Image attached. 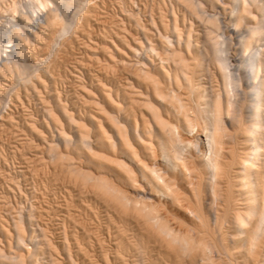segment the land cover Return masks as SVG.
<instances>
[{"label": "bare ground", "instance_id": "1", "mask_svg": "<svg viewBox=\"0 0 264 264\" xmlns=\"http://www.w3.org/2000/svg\"><path fill=\"white\" fill-rule=\"evenodd\" d=\"M115 1L106 30L97 1L0 0V106L48 89L46 61L72 36H90L98 68L78 71L84 111L51 96L44 124L27 123L45 144L42 192L0 219V264H264V0H174L193 21L168 9L147 26L137 2ZM46 164L69 179L54 182L57 209Z\"/></svg>", "mask_w": 264, "mask_h": 264}, {"label": "rangeland", "instance_id": "2", "mask_svg": "<svg viewBox=\"0 0 264 264\" xmlns=\"http://www.w3.org/2000/svg\"><path fill=\"white\" fill-rule=\"evenodd\" d=\"M95 1H97V5L98 6H100V10H101V14H103V16L101 17L102 19L101 20H104V24H107V26H106V30L107 29H112L111 27V24H110V22H112L113 20H114V18H116V17H114V16H117V18L115 19V21L117 20H119V18L121 17V11H120V6H119V4L114 0H93V2H94V4H96V2ZM111 1V2H110ZM135 2H137V3H134V4H131L130 6L133 8V10L135 11V13L137 14V12H139L138 13V15H139V17L142 19V21H141V23L142 24H144V25H146L147 26V23H149L148 21H149V19H148V17H150L149 15L150 14H152V15H154V16H157V15H159L160 14V12L162 11L163 13H166V11H168V9H169V11H171L170 13H175V14H177L178 15V17H182V16H184L183 17V19L185 20V22H189L190 21V19L191 18H189L188 16V14H186L187 12L185 11V9L183 10V7L181 8V6H179V4L178 3H176L174 0H134ZM141 3H140V2ZM114 2H116V3H114ZM163 4H162V3ZM111 3V4H110ZM118 4V5H117ZM136 4V5H135ZM165 4V5H164ZM103 5V6H102ZM132 5H134V6H132ZM158 5V6H157ZM172 7H171V6ZM176 5V6H175ZM164 6H166V7H164ZM145 7V8H144ZM102 8V9H101ZM165 8H166V10H165ZM139 10V11H138ZM155 10V11H154ZM164 10H165V12H164ZM183 10V11H182ZM137 11V12H136ZM148 11V12H147ZM153 11V12H152ZM158 11H160V12H158ZM140 12H141V14H140ZM184 13V12H186L185 14H182V13ZM120 13V15H118ZM109 14V15H108ZM111 14V15H110ZM156 14V15H155ZM180 14H182V16H180ZM147 15V16H146ZM151 15V16H152ZM185 15H188V16H185ZM106 17L107 18H109V19H106ZM114 17V18H113ZM119 17V18H118ZM186 18H187V20H186ZM111 19H112V21H111ZM141 19H139V20H141ZM188 19H189V21H188ZM106 20V21H105ZM192 20V19H191ZM91 21H92V23H91ZM108 21V22H107ZM110 21V22H109ZM193 21V20H192ZM106 22V23H105ZM144 22V23H143ZM132 23V22H131ZM89 24L90 25H87V30H88V33H90V35L92 36V40L94 39L95 41H97L98 42V40L99 41H101V40H103V34H104V27H96V24H95V22L93 21V18H90L89 19ZM194 24V26L196 27V25L198 24V25H200L199 23H197V22H194L193 23ZM196 24V25H195ZM127 25L130 27V25H131V27H130V29H132L133 31H135L134 33H138V31L139 30H137L136 28H135V25L132 23V24H129V22L127 21ZM197 25V26H198ZM92 26V27H91ZM93 26H94V28H93ZM193 26V27H194ZM91 27V28H90ZM108 27H110V28H108ZM93 28V29H92ZM100 29V31L102 32L103 31V33H101L100 31H99V29ZM103 28V29H102ZM200 28V26H198L197 28H194V30L196 29V31H195V33L196 32H198L197 30ZM92 29V30H91ZM94 29H96V30H94ZM201 29V28H200ZM199 29V30H200ZM91 30V31H90ZM98 30V31H97ZM93 31V32H92ZM97 31L98 33H96V34H98L97 36H96V34H95V32ZM140 32V31H139ZM91 33H93V34H91ZM141 33V32H140ZM95 34V35H94ZM94 35V36H93ZM101 35V36H100ZM70 36V35H69ZM72 36V35H71ZM96 36V37H95ZM98 37V38H97ZM72 38V40L71 41H73L72 42V44H70V43H67L66 45L67 46H58L59 48H60V50H58L59 48L56 46V50H57V55H56V57H54L53 58V61L51 60L50 62L48 61H46V64H49V63H51V64H49V65H47L49 68H50V71L52 72V74H55V75H53V77H54V80L51 82V84H52V87H50L51 86V84L49 85V87H48V89L47 88H43V90H42V88H39L40 89V91H39V95L38 94H36L35 92L33 93V92H31V94L29 95V97H27L28 98V100H25L24 101V106H21V105H17V107H15V106H9V108H5L4 106H0V175H3V176H0V219H3V220H5L4 218H7V216H8V211H9V209L11 208H15V209H20L21 207H27V206H29L33 201L35 202V200H36V197H38L39 196V194H41L40 192H42V186H41V182H40V180L39 179H37V175H35V173L34 172H37V170H38V168H39V170H40V167L42 166V164H43V162H42V164L39 162V161H43V160H47V156L45 155V144H44V142L42 143V141H39L38 139H37V141H35L36 139H34V138H36L35 137V135H33V133H32V131L30 130V129H28V124L27 123H29V121H32V119H35V121L33 120L32 122H35L36 123V126L37 127H40V123H42V124H44V110H45V108L47 107V105H51V107L53 106L54 107V102H53V97H51V96H54L55 98H59V97H61L60 99H62L61 100V102H62V104L63 105H65V104H67V106H70L71 108H72V106H73V108L74 107H76L75 109H77L79 112H82L81 110H85V106L83 107V105H84V101L82 100L83 98L82 97H80L82 94H81V90H79V88H80V86H79V83L78 82H80L81 81V79L79 78H77L78 76L80 77L81 76V74L83 73H89L90 75H93L94 76V79L95 80H97L96 79V76H95V74L97 75V73H96V69H98V68H95V67H97V65H96V63L94 64V63H91L90 61L88 62V60H89V52H88V50L85 48V46H84V43H85V41H86V43H89V41L88 40H90V36H86V38L84 39V41H83V43L82 42H77L76 41V38L74 37V36H72L71 37ZM88 38V39H87ZM96 38V39H95ZM107 38V37H106ZM91 40V41H92ZM93 40V41H94ZM82 43V44H81ZM72 45V46H71ZM78 45V46H77ZM63 47V48H62ZM68 47H69V49H68ZM82 47H84V48H82ZM42 48H44L43 46H41V50H38V51H41V53H43L42 51H44V49H42ZM62 48V49H61ZM66 48V49H65ZM71 49V50H70ZM76 49V50H75ZM84 49V50H83ZM87 50V51H86ZM60 51V52H59ZM61 51H63V52H61ZM65 51H67V52H65ZM69 51H70V53H69ZM80 51V52H79ZM59 52V53H58ZM67 53V54H66ZM60 54H61V56H60ZM68 54H69V56H68ZM86 54H88L87 56H86ZM59 55V56H58ZM65 55V56H64ZM46 56V54L45 53H43V58ZM67 56V57H66ZM75 56V57H74ZM34 57V58H33ZM32 57V61H34V62H36L35 60H37V56L36 55H34ZM61 57V58H60ZM87 57V58H86ZM59 58V59H58ZM55 60V61H54ZM77 61V62H76ZM80 61V62H79ZM82 62V63H81ZM54 63V64H53ZM77 63V64H76ZM81 65H80V64ZM86 65H85V64ZM91 63V64H90ZM58 64V65H57ZM78 64H79V66H78ZM82 64H84L83 66H82ZM94 64V65H93ZM51 65V66H50ZM54 65V66H53ZM56 65V66H55ZM87 65H89V67L87 66ZM72 66V67H71ZM81 66H82V68L83 69H81ZM84 66H85V68H84ZM90 66H91V68L93 69H91L90 68ZM95 66V67H94ZM88 67V68H87ZM57 68V69H56ZM87 68V69H86ZM89 69H91V70H89ZM68 70V71H67ZM86 72H85V71ZM96 70V71H95ZM55 71H56V73H55ZM59 71V72H58ZM81 73H79V72ZM88 71H90V72H88ZM126 72H124V73H121L120 75H118V77H112V74L110 73L109 75H107L108 76V78L110 79V82L111 83H114L116 86H118V85H120V83H121V81H122V83H123V78L126 76ZM59 77H61V75H62V77L61 78H59ZM119 76H121V77H119ZM59 79H58V78ZM75 77V78H74ZM67 78V79H66ZM117 78V79H116ZM88 78L86 77L85 78V82L84 81H82L84 84H88V83H90V81H88L87 80ZM113 79H116V80H114L113 81ZM119 79V80H118ZM80 80V81H79ZM113 82H112V81ZM118 80V81H117ZM78 81V82H77ZM88 81V82H87ZM74 82V83H73ZM87 82V83H86ZM94 83L93 84H96V82L95 81H93ZM118 82V83H117ZM54 83V84H53ZM72 83H73V85H72ZM121 83V84H122ZM77 84V85H76ZM113 84V85H114ZM89 85V84H88ZM88 85H87V87H88ZM114 85V86H115ZM90 86H93V85H91V83H90V85H89V87ZM79 87V88H78ZM53 89L54 91L53 92H51V93H55V94H49L50 93V91H52V90H49V89ZM46 91H45V90ZM76 90V91H75ZM78 90V91H77ZM41 93V94H40ZM48 93V94H47ZM80 93V94H79ZM74 94V95H73ZM32 95V96H31ZM38 95V96H37ZM41 95V96H40ZM67 95V96H66ZM69 95V96H68ZM40 96V98L38 99V97ZM74 96V97H73ZM80 97V98H79ZM45 98V99H44ZM67 98V99H66ZM70 98V99H69ZM78 98V99H77ZM82 98V99H81ZM42 99V100H41ZM52 99V100H51ZM45 102H44V101ZM80 100V101H79ZM41 101V102H40ZM43 101V102H42ZM66 101V102H65ZM74 101H76L75 103H74ZM83 101V102H82ZM46 102L48 103L47 105H44V104H46ZM50 102V103H49ZM28 103V104H27ZM70 103H72V104H70ZM83 103V104H82ZM74 104H76V105H74ZM40 105V106H39ZM23 107V108H22ZM41 107V108H40ZM48 107H50V106H48ZM52 107V108H53ZM70 107H68V108H70ZM70 108V109H71ZM11 109V110H10ZM83 110V111H84ZM11 112V113H10ZM8 113V114H7ZM9 115V116H8ZM10 115L11 116H13V118H14V120H15V122L16 123H11V121H8L7 119L10 117ZM44 115V116H43ZM15 116V117H14ZM28 117V118H27ZM29 117H31L30 119H29ZM40 118V119H39ZM4 120V121H3ZM40 122V123H39ZM31 133H30V132ZM49 131V130H48ZM50 132H52V133H50ZM22 133V134H21ZM46 134H47V138H46V140L47 139H49V140H47L48 142H50V141H52L54 138H56V132L54 131V129H53V127L51 126V131H49V132H47L46 131ZM55 135V136H52V135ZM51 136H52V140H50L51 139ZM24 138V139H23ZM32 138V139H31ZM23 139V140H22ZM26 140H27V143H25L26 142ZM33 140V141H32ZM30 141H32V142H34L35 144H34V146H33V143H31V145H26L27 146V148H26V146H25V144H28V143H30ZM24 142V143H23ZM36 143H37V145H36ZM42 143V144H41ZM44 144V145H43ZM43 145V146H42ZM22 146H25V147H22ZM39 148V149H37V147ZM33 147V148H32ZM41 147V148H40ZM42 147H43V149H42ZM34 148H36V149H34ZM26 149H28V150H26ZM18 150H19V152H18ZM23 150V152H21ZM27 151V152H26ZM25 152V153H24ZM22 153V154H21ZM44 153V154H43ZM25 156H24V155ZM35 155H37V156H35ZM23 157V158H21V157ZM42 156V157H41ZM24 157H26V158H24ZM37 159H35V158ZM39 157H41V159L43 158V160H40V158ZM31 158V159H30ZM46 158V159H45ZM35 159V160H34ZM25 160H27V161H25ZM28 160H29V162L30 161H32V162H30V163H28ZM26 163H27V165H26ZM32 163V164H31ZM39 164H40V166H39ZM36 165H37V167H36ZM47 165V164H46ZM36 168H35V167ZM48 166V168L47 169H49V170H52L51 169V167L49 166V164L47 165ZM4 168V169H3ZM33 170H32V169ZM1 169H2V171H1ZM37 169V170H36ZM4 170V171H3ZM20 170V171H19ZM27 170V171H26ZM38 170V171H39ZM22 171H25V172H22ZM34 171V172H33ZM53 171V174L52 175H50V176H48L47 177V179H45L46 181H47V186H50L51 184H52V187L50 186V188H49V191H51L52 190V188H53V186H54V188H55V183L56 182H58L57 184H58V187H61V183H63V184H65V182H66V184L68 183L69 184V179L68 178H64L65 176H64V174L61 172V171H59V168H58V170L57 171H55V169H53L52 170ZM51 171V172H52ZM3 172V173H2ZM6 172V173H5ZM14 172V173H13ZM16 172V173H15ZM61 172V173H60ZM2 173V174H1ZM30 173V174H29ZM9 174V175H8ZM24 175V176H23ZM27 175V176H26ZM59 175V176H58ZM63 175V176H62ZM56 176H57V178L59 177V179H56ZM3 177H5V178H3ZM10 177H11V179L13 178V181H16V185H18V187L19 188H15L13 185L15 184H10V183H12V182H10L9 183V181H11V179H10ZM28 177V178H27ZM33 177V178H32ZM35 177V178H34ZM15 178V179H14ZM20 178V179H19ZM55 180H54V179ZM62 178V179H61ZM4 179V180H3ZM18 180H19V182H18ZM21 180V181H20ZM60 182H59V181ZM66 180V181H65ZM52 181V182H51ZM56 181V182H55ZM64 181V182H63ZM29 182V183H28ZM55 182V183H54ZM9 183V184H8ZM60 183V184H59ZM27 184V185H26ZM33 184V185H32ZM6 186H8V187H6ZM39 186V187H38ZM11 188H12V190H11ZM8 189H10V190H8ZM17 189V190H16ZM28 189V190H27ZM56 189V195L54 196L53 194H51V192H48V193H46L47 195H46V198H47V200L48 199H50L49 200V202H52L53 204H54V206H55V208H56V205L58 204V203H63V201H61L62 199H63V197H64V194H65V192H64V189H62V188H60V189H58V188H55ZM58 189V190H57ZM20 190V191H19ZM6 191V192H5ZM12 191H15V192H12ZM32 191V192H31ZM57 191H59L58 193H57ZM9 192V193H8ZM12 192V193H11ZM62 192V193H61ZM64 192V193H63ZM20 193V194H19ZM31 193V194H30ZM21 194L23 195V196H21ZM38 194V195H37ZM3 195V196H2ZM30 195V196H29ZM60 195V196H59ZM24 196H26V197H24ZM58 198H57V197ZM4 197L6 198V199H4ZM53 197V198H52ZM2 198H3V200H2ZM10 198V199H9ZM27 198V199H26ZM35 199V200H34ZM5 200V201H4ZM7 200V201H6ZM15 203H14V202ZM60 201V202H59ZM5 202V203H4ZM8 204H7V203ZM56 202V203H55ZM21 203V204H20ZM30 203V204H29ZM3 204V205H2ZM10 204H13V205H10ZM19 204V205H18ZM5 206V207H4ZM21 206V207H20ZM58 206V205H57ZM7 207V208H6ZM6 208V209H5ZM54 208V209H55ZM6 211H5V210ZM57 209V208H56ZM56 209L54 210V211H52V212H54V213H52L51 212V214H53V215H51V218H53L52 216H54V214H58L59 215V213L56 211ZM7 214V215H6ZM62 214V213H61ZM59 221H57V223H58ZM53 223H55L56 224V221H54L53 220Z\"/></svg>", "mask_w": 264, "mask_h": 264}]
</instances>
